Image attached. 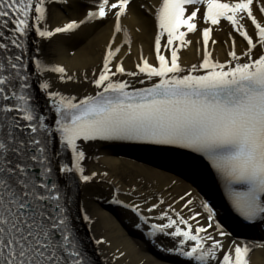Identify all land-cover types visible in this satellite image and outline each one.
I'll use <instances>...</instances> for the list:
<instances>
[{"label": "snow or ice", "instance_id": "snow-or-ice-1", "mask_svg": "<svg viewBox=\"0 0 264 264\" xmlns=\"http://www.w3.org/2000/svg\"><path fill=\"white\" fill-rule=\"evenodd\" d=\"M53 2L68 0H0V264H91L76 231L74 192L101 175L85 166L86 149L95 142L197 153L215 169L239 215L264 221V21L254 12V0H162L155 17L157 63L141 53L135 71H126L123 61L113 71L120 48L109 47L102 71L92 73L94 81L84 75L96 94L83 99L54 85L51 74H58L63 85L81 81L65 67L46 63L40 43L105 19L109 8L117 9L115 32L120 33L130 0H99L86 20L52 29L47 4ZM200 6L205 7L206 24L227 21L246 41L242 55L233 38L229 59L215 60L207 48L212 28L205 27L201 62L182 66L178 52L191 44L186 36L197 31ZM256 11L264 14V2ZM242 21L251 22L253 34ZM162 40L168 55L162 54ZM124 43L130 48V35ZM124 77L147 86L135 87ZM156 199H144L150 204L147 213L159 212L154 217L144 214L140 204L123 206L150 228L146 235L154 244L164 238L171 242L161 250L171 253L177 264H250L253 245L235 239L225 245L230 233L207 201H200L202 210L197 211L191 192L173 197L174 204L163 194ZM113 202L122 203L118 198ZM81 218L94 223L86 211ZM255 246L264 247V242Z\"/></svg>", "mask_w": 264, "mask_h": 264}, {"label": "bare ground", "instance_id": "bare-ground-1", "mask_svg": "<svg viewBox=\"0 0 264 264\" xmlns=\"http://www.w3.org/2000/svg\"><path fill=\"white\" fill-rule=\"evenodd\" d=\"M99 0H68V3L53 2L47 4L48 25L50 28L62 27L65 24L75 20L77 22L84 21L88 11L97 10L96 5ZM110 4L115 0H109ZM230 2V0H223ZM264 0H254V12L257 18L264 21V14L258 13L256 10ZM162 0H134L130 1L127 6V12L121 17L122 31L115 32L116 17L114 13L117 9H106L108 15L103 20H97L89 23H82L81 27L72 33L58 34L51 41H43L40 43L42 58L50 66L60 65L66 68L68 73L75 76L80 83H69L63 85L58 74H51L50 78L56 87L65 95H74L80 99L89 95H95L96 89L92 83L86 82L83 78L87 74L88 81H94L92 73L99 74L102 71L103 63L106 57L107 49L111 47L113 50L120 48V52L114 61L115 65L123 61L126 71H135L137 63L141 62V53L150 63H157L155 56V38L158 35V24L155 19L156 10L161 5ZM205 7L201 8L196 18L197 31L188 33L186 40H190L191 44H186L180 49V63L184 67H190L192 64L201 62L204 55L203 45V29L211 27L213 31L217 27L210 26L209 22H204L203 13ZM242 23H244L242 21ZM225 27L223 33H213L208 50L213 52V58L219 62H226L229 59L228 53L231 50V41L236 40V51L243 54L248 49L246 41L234 31L230 23H220ZM244 27L253 34L254 26L250 21L244 23ZM186 31V29H182ZM126 34L130 35L131 46L124 43ZM115 39V43H113ZM166 39V38H165ZM254 42L256 37L254 36ZM37 38H33L32 48L35 50ZM123 45V47H121ZM178 46V42H177ZM166 47L162 40V54ZM260 51L259 48L256 50ZM119 79V77H117ZM124 79H129L124 77ZM129 83L135 87H144L137 80L129 79ZM112 142H95L91 143L87 151V159L85 166L89 173L97 172L101 175L89 184H81L77 195L78 213L76 224L79 228L78 239L82 241V249L86 248V254L93 256L96 261L94 264H172L159 258V254H154L151 248L161 249L162 246H171V242L164 238L158 239L154 244L146 235L150 228L143 225L139 217L134 213L114 212L110 214L107 210V203L114 205V199H119L122 204L133 206L140 204L144 210V214L154 217L159 212L147 213L150 204H145L144 199L147 197L152 203H156L161 194L164 198L173 204L181 195L187 192L192 193V198L196 201L197 211L200 209V201H211L215 203L217 219L223 224L225 230L230 233L228 238L224 239L225 245L229 244L231 236L238 242H249L253 245L250 253V264H264V247L255 246L257 242H264V238L253 239L244 236H233L229 225L224 223L226 219L227 206L220 201L217 194L215 181L209 173L198 168L195 163L193 166L183 160H173L170 157H162L160 153L143 152L138 150H129L126 152L114 153V151H106L107 145ZM101 157V158H100ZM100 158V159H99ZM104 172L108 173L106 178L102 177ZM137 189L131 195L127 193L131 189ZM119 189V196L116 190ZM170 193V195H169ZM173 197L175 200H173ZM121 204V203H120ZM177 209L180 205H176ZM131 209V207H129ZM87 212L94 222L88 225L81 218L84 212ZM117 213V214H115ZM126 214L133 222L130 223V229L135 228L145 238H148L147 246L143 249H137L132 242L131 233L127 225L129 223H117V215ZM186 217L188 211L183 213ZM203 221V217L200 218ZM226 221V220H225ZM157 222L150 220V223ZM195 224V221L192 222ZM140 224V227L137 225ZM264 228V221L259 223ZM132 225V226H131ZM97 240H104L106 243L97 244ZM92 264V262H91Z\"/></svg>", "mask_w": 264, "mask_h": 264}, {"label": "rangeland", "instance_id": "rangeland-1", "mask_svg": "<svg viewBox=\"0 0 264 264\" xmlns=\"http://www.w3.org/2000/svg\"><path fill=\"white\" fill-rule=\"evenodd\" d=\"M220 28V27H219ZM223 29H222V27L219 29V32L220 31H222ZM223 32V31H222ZM222 32H220V34L222 33ZM108 150H110V151H114V153H116L117 151H119L118 153H123V152H125V151H127L128 150V148H121V147H116V146H113L112 144L111 145H109V146H107V149H106V151H108ZM123 155V154H122ZM101 158V157H100ZM99 158V159H100ZM122 204V203H121ZM122 205H124V204H122ZM107 210H108V212L110 213V214H114V212H117V211H120V212H125V213H128V212H130L129 210H127L126 208H122V207H120V206H118V205H114L113 203H111V202H108L107 203ZM115 214H117V213H115ZM132 220V219H131ZM130 220V217H128L126 214H118L117 215V219H116V221H117V223H122L123 225L125 224V223H131L132 221ZM129 224L127 225V227L129 226ZM129 230H130V233L132 234L131 235V239H132V242L134 243V245H135V247L137 248V249H143V247L146 245V243L143 241V239H142V234L140 233V232H138L137 230H134V229H130L129 228ZM179 259H181V258H179ZM182 260V259H181ZM168 262H170V263H172V264H177V260H176V258L175 257H171V259H169V261Z\"/></svg>", "mask_w": 264, "mask_h": 264}]
</instances>
